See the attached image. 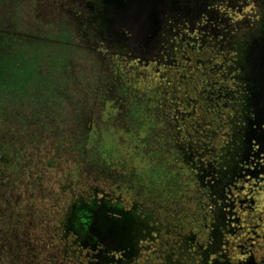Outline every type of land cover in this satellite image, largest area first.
Instances as JSON below:
<instances>
[{"label": "rangeland", "instance_id": "obj_1", "mask_svg": "<svg viewBox=\"0 0 264 264\" xmlns=\"http://www.w3.org/2000/svg\"><path fill=\"white\" fill-rule=\"evenodd\" d=\"M36 1L0 0V219L6 235L13 237L7 264H59L53 256L65 245L57 241L50 246L51 225L44 219L54 217L65 201L60 192L73 196L74 190L94 198V188L104 183L112 191L122 190L108 176L97 179L95 168L117 162L121 167H114L121 169L116 172H124L125 179L133 170L122 162L168 164L172 153L166 144L177 138L189 142L196 156L201 152L199 158L212 160L229 125L236 124L229 121V99L220 95L223 86L231 85L217 68L221 54L203 53L194 35L185 38L180 29L177 55L168 59L172 63L130 62L66 44L71 34L58 19L65 6L46 5L45 0L37 6ZM222 10L232 20L244 16L245 24L252 17L246 13L249 7L245 15L237 7ZM18 30L33 37L18 35ZM169 175L164 185L153 188L164 194L148 195L160 199L165 215L175 212L176 196L181 202L186 198L183 182L172 186ZM262 175L244 181L248 196L251 188L255 192L261 186ZM194 211L191 200L181 214ZM255 221L245 228L242 222H227L230 231H238L230 238L255 242L261 233ZM164 224L167 230L170 224ZM160 241L154 236L144 240L136 262L156 264L147 254Z\"/></svg>", "mask_w": 264, "mask_h": 264}, {"label": "flooded vegetation", "instance_id": "obj_2", "mask_svg": "<svg viewBox=\"0 0 264 264\" xmlns=\"http://www.w3.org/2000/svg\"><path fill=\"white\" fill-rule=\"evenodd\" d=\"M39 1L42 0H37L35 5L40 6ZM131 1L45 0V4L65 6L58 19L71 34L64 41L66 44L125 57L130 62L139 59L146 64L172 63L168 59L177 55L175 43L180 29L185 38L194 35L195 43L204 46L203 53L210 49L221 54L217 68L222 70V79L230 80L231 85L223 86L220 93H224L220 95L229 99L232 113L229 121L236 124L229 125L227 137L212 160L199 158L201 152L196 156L189 142L177 138L173 144H166L172 153L168 164L148 160L146 163L122 162L126 167L131 166L128 170H133L125 179L124 172H116L121 169L114 167H121L117 162L94 169L97 179L108 176L122 190L112 191L104 183L94 188L93 198L74 190L73 196H69L62 191L65 185H61L60 194H64L65 201L56 208L54 217L44 219L45 224L51 225L50 246L57 241L65 245L56 249L53 263L68 264L69 261L71 264L77 260V264H138L136 261L143 255V241L154 236L161 241L147 255L155 258L156 264H264V180L255 192L251 188L249 196L244 183L258 180L264 174V99L256 97L249 65L254 42L264 36L261 0H159L155 9L157 32L149 39H137L127 26L115 21L117 4L126 5ZM229 7L234 10L237 7L244 15V9L249 7L246 13L252 17L246 24L244 16L232 20L223 15L222 8ZM23 32L17 31L18 35ZM75 38L79 43L74 42ZM167 175L175 183L172 186H181L183 182L186 198L181 202L177 199L180 195L176 196L175 212L165 215L161 212L160 199H151L148 195L150 191L164 194L153 188L164 185ZM71 183L77 188L83 187ZM188 200H194L195 211L182 215ZM96 212H102L112 225L118 223L124 228L120 234L124 238H108L100 230L92 233L90 228ZM164 219L170 224L167 230L163 228ZM251 219L257 221L254 226L261 231L255 242L236 243L230 238L238 231H230L227 222H242L245 228ZM12 240L0 219V264L9 262Z\"/></svg>", "mask_w": 264, "mask_h": 264}, {"label": "water", "instance_id": "obj_3", "mask_svg": "<svg viewBox=\"0 0 264 264\" xmlns=\"http://www.w3.org/2000/svg\"><path fill=\"white\" fill-rule=\"evenodd\" d=\"M159 0H132L126 5L124 3L117 4L115 11V21L120 25H125L137 39L154 36L157 32L158 22L155 9ZM112 21L109 25H112ZM249 65L252 73L253 82L256 84V97L264 99V36L256 40L250 51ZM122 228L118 223H110L104 217L102 212H96L90 231H103L106 237L124 238Z\"/></svg>", "mask_w": 264, "mask_h": 264}, {"label": "trees", "instance_id": "obj_4", "mask_svg": "<svg viewBox=\"0 0 264 264\" xmlns=\"http://www.w3.org/2000/svg\"><path fill=\"white\" fill-rule=\"evenodd\" d=\"M261 9H262V13L264 14V0H261ZM260 23V22H259ZM259 23H257V24H259ZM261 24V23H260ZM246 27V29H248V27H250V26H245Z\"/></svg>", "mask_w": 264, "mask_h": 264}]
</instances>
